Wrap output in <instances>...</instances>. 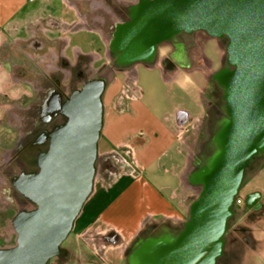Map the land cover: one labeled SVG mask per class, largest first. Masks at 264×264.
Returning <instances> with one entry per match:
<instances>
[{
	"label": "crops",
	"instance_id": "0c3cea01",
	"mask_svg": "<svg viewBox=\"0 0 264 264\" xmlns=\"http://www.w3.org/2000/svg\"><path fill=\"white\" fill-rule=\"evenodd\" d=\"M138 1L0 0V184L25 119L32 128L49 89L59 83L69 91L85 76L105 81L93 190L61 244V264H126L139 232L153 222L185 220L196 194L186 142L193 146L205 104L201 88L190 91L201 74L195 56L212 64L205 52L210 38L199 32L183 38L184 63L171 68L161 64L172 52L167 45L153 61L111 66L99 11L115 17V7ZM190 41L201 53L186 47ZM251 179L216 264H264V158ZM9 246L0 237V247Z\"/></svg>",
	"mask_w": 264,
	"mask_h": 264
},
{
	"label": "water",
	"instance_id": "95a60500",
	"mask_svg": "<svg viewBox=\"0 0 264 264\" xmlns=\"http://www.w3.org/2000/svg\"><path fill=\"white\" fill-rule=\"evenodd\" d=\"M182 31L226 40L235 69L213 78L225 86L230 117L217 133L219 149L196 175L202 189L183 233L167 248L155 244L148 264H215L245 166L264 149V0H142L117 25L111 49L122 65L149 62L158 44ZM104 88L103 79L90 78L58 103L65 121L49 133L39 171L12 178L33 207L12 217L15 243L0 247V264H47L61 254L93 190Z\"/></svg>",
	"mask_w": 264,
	"mask_h": 264
},
{
	"label": "flooded vegetation",
	"instance_id": "af4514ba",
	"mask_svg": "<svg viewBox=\"0 0 264 264\" xmlns=\"http://www.w3.org/2000/svg\"><path fill=\"white\" fill-rule=\"evenodd\" d=\"M140 1L142 0H139L135 5H137ZM135 5L129 6L125 10L127 15L126 20L114 24L113 37L116 32L117 25L120 23L127 22L130 19L131 11ZM197 32H203V31H192V32L182 31L173 35L172 38L161 42L160 44L157 45L155 54L151 59V61L155 60L157 57V52H156L157 48L167 45L172 47V52L169 55L163 57V59H161V64L163 65V67L167 69L174 67L177 64L184 63L182 56L183 37L184 36L190 37ZM212 38L222 42L225 47L226 40L224 38H216V37H212ZM194 46H195L194 43L191 41L186 44V47L190 49L193 48ZM109 55H110V62L111 61L114 62V65H112L113 67L119 68L120 66L129 65V64L122 65L118 62L119 55L116 53V51L111 49V44H109ZM220 63H221V66L219 68L220 70L224 69L225 71L229 72L235 69V66L228 61L226 50H225V57L222 59ZM91 78H99V77L97 75H94ZM74 79H78V72H76ZM88 79L90 78L85 76L82 79L80 85H78L77 87H69V91H67L66 86L59 85L58 83L55 87L49 89V91H47L44 94L43 98L39 103L38 115L34 120L33 127L28 128L25 131V133L21 137V140L17 144L16 148L10 152V156L8 158V162L10 164L22 165V170L19 173L21 172L33 173L39 171V163L41 160V156L43 153L49 150V146H50L49 133L57 125H60L65 121V116L62 114L61 109L56 108L58 103L61 105V103L66 98V96L69 95L73 89L80 87L82 83ZM212 79L213 81H215L216 89H214V93L216 94L215 97L218 100V102L214 103V105L211 106L212 115L211 117L208 118V123H207L209 127V138L202 144L199 151L191 159V170L190 173L188 174V181L197 188L193 201H195L198 198L199 193L201 192L202 189V183L197 180L196 175L200 170H202L204 167H206L209 164L211 158L219 149V145L216 141L217 133L222 127V123L225 122L226 120H229L230 117L227 108L228 99L226 97L227 92L225 90V86L220 84L218 80L214 79L213 75H212ZM219 91L220 93L218 94ZM262 157L264 158V149L254 154L245 166L242 182L240 184L238 193L235 196L234 203L232 206V215L229 217L227 221V227L222 236L221 251L217 256L215 264L217 263L218 260H220L224 256L223 245L226 238L228 223L229 220L234 215L235 208L238 205H240V203L242 202V196L239 194V192L243 184V181L245 179V173L247 170L250 169L252 171V176H253L258 166L257 164L254 163L257 160H260V158ZM14 176L15 175H13L11 179ZM252 176L250 178H252ZM15 191L20 195V197L23 200L30 202L23 195H21L16 189ZM249 196H253V195H249ZM189 218H190V209H189L188 217L183 221H179L177 223H173L170 221H161L157 223L153 222L147 224L139 232L137 237L128 247L126 251L127 254L126 264H148V259H150L149 256H151V253L153 252V249L156 246L155 244L158 243L159 248L164 249L176 243L180 235L183 233L186 224L189 221ZM144 254H145L144 256L145 258L143 257ZM62 256H63V252H61V254L58 257L51 258L47 264H61ZM149 264H151V261Z\"/></svg>",
	"mask_w": 264,
	"mask_h": 264
},
{
	"label": "rangeland",
	"instance_id": "374dc122",
	"mask_svg": "<svg viewBox=\"0 0 264 264\" xmlns=\"http://www.w3.org/2000/svg\"><path fill=\"white\" fill-rule=\"evenodd\" d=\"M120 9V15H116L115 17L112 15H108L106 12L99 11V16H104L105 22L103 23L104 29V36L107 43L113 38V26L117 22H123L127 19V15L125 12L126 6H119L115 7ZM200 34L206 36V33L199 32ZM185 38V36L183 37ZM210 43L206 44L205 52L210 58L212 64L209 63L207 60H203L202 57L195 56L194 65L198 66L201 69V74H194L196 78V82H194L195 88L194 91H190L193 95L195 94L196 88H201V96L203 102L205 104V116L203 122L199 129V134L193 143L186 142L188 149L191 150L193 153L192 157L199 151L202 144L209 138V127H208V118L212 115V108L211 106L214 103L218 102L216 99V94L214 93V89H216L215 81L212 79V75L220 68L221 61L225 57V47L222 42L216 40L218 46L215 45L214 41L211 40ZM196 52L201 53V45H197L195 49ZM109 56V55H108ZM111 66L114 65V62H110ZM200 80V81H198ZM187 88V87H186ZM220 91L218 92V94ZM31 119L26 118L23 130L25 131L26 128H30ZM263 160V157L260 158ZM260 160H257L254 164L259 165ZM191 162V161H190ZM22 170V165H12L9 162L6 166L3 167L2 173H4V183L0 184V237L8 239L11 245L15 243L16 233L13 229L11 224V219L14 214L19 211L20 209H30L33 207L31 202L23 200L20 195L15 191L14 187L12 186V179L13 175H17ZM252 176V171L249 169L245 173V179L241 186L239 194H244L249 188L254 185L255 181H252L250 178ZM240 197V196H239ZM3 240V239H2ZM66 240V239H65ZM65 240L62 242L64 243Z\"/></svg>",
	"mask_w": 264,
	"mask_h": 264
}]
</instances>
